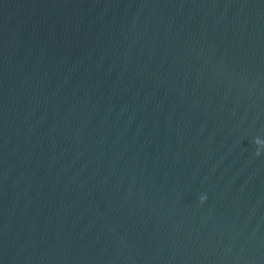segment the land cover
<instances>
[{
  "label": "water",
  "instance_id": "95a60500",
  "mask_svg": "<svg viewBox=\"0 0 264 264\" xmlns=\"http://www.w3.org/2000/svg\"><path fill=\"white\" fill-rule=\"evenodd\" d=\"M256 140L264 0H0V264H264Z\"/></svg>",
  "mask_w": 264,
  "mask_h": 264
},
{
  "label": "clouds",
  "instance_id": "9594fccd",
  "mask_svg": "<svg viewBox=\"0 0 264 264\" xmlns=\"http://www.w3.org/2000/svg\"><path fill=\"white\" fill-rule=\"evenodd\" d=\"M257 145H259L260 147H264V141L261 140H256ZM204 199H206V197H201V200L203 201Z\"/></svg>",
  "mask_w": 264,
  "mask_h": 264
}]
</instances>
